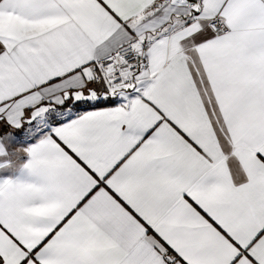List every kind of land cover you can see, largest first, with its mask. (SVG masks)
Instances as JSON below:
<instances>
[{
  "label": "snow or ice",
  "instance_id": "obj_1",
  "mask_svg": "<svg viewBox=\"0 0 264 264\" xmlns=\"http://www.w3.org/2000/svg\"><path fill=\"white\" fill-rule=\"evenodd\" d=\"M0 264H264V0H0Z\"/></svg>",
  "mask_w": 264,
  "mask_h": 264
}]
</instances>
